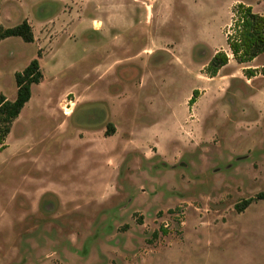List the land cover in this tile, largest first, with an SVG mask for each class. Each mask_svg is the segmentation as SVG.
Masks as SVG:
<instances>
[{
	"label": "rangeland",
	"instance_id": "obj_1",
	"mask_svg": "<svg viewBox=\"0 0 264 264\" xmlns=\"http://www.w3.org/2000/svg\"><path fill=\"white\" fill-rule=\"evenodd\" d=\"M239 3L264 13L0 0V29L28 19L37 37L0 41V94L16 97L47 40L44 79L0 144V264H264V200L236 207L264 191V55L206 72Z\"/></svg>",
	"mask_w": 264,
	"mask_h": 264
},
{
	"label": "trees",
	"instance_id": "obj_2",
	"mask_svg": "<svg viewBox=\"0 0 264 264\" xmlns=\"http://www.w3.org/2000/svg\"><path fill=\"white\" fill-rule=\"evenodd\" d=\"M232 23L227 29V43L229 50H219L209 61L206 72L209 76H216L222 68L227 66L233 58L238 63H249L264 55V13L254 10L252 5L239 3L235 6ZM19 36L26 42L35 41V33L28 20L13 26L0 29V41ZM39 51L38 57L34 58L23 70L17 71L15 79L17 83V95L9 99L5 94H0V144L4 145L12 131L14 122L18 119L26 104L33 95V86L40 84L44 79ZM258 69H246L245 75L256 76ZM264 73V67L262 69ZM199 90H195L190 99V105L196 102ZM111 135V133H107ZM264 200V191L253 197L239 202L236 207L243 212L254 202Z\"/></svg>",
	"mask_w": 264,
	"mask_h": 264
},
{
	"label": "crops",
	"instance_id": "obj_3",
	"mask_svg": "<svg viewBox=\"0 0 264 264\" xmlns=\"http://www.w3.org/2000/svg\"><path fill=\"white\" fill-rule=\"evenodd\" d=\"M150 7V6H149ZM25 20H28V19H25ZM29 21V20H28ZM22 23V22H21ZM29 23H30V21H29ZM102 22H99L98 23V20H94V25H95V27L94 28H96L95 30H97V31H99V27H97V25L99 24H101ZM31 24V23H30ZM102 32V31H101ZM105 32H107V31H105ZM105 32H102V38H104V39H107L108 37H107V34L105 33ZM37 39V37H36V35H35V40ZM35 42V41H34ZM45 42H47V40L46 41H44V43H42V44H40L39 45V51L42 53V52H45V50H43L42 48H44L45 46H46V43ZM77 42V41H76ZM41 49L43 50V51H41ZM39 53V52H38ZM40 58H42V56L40 57ZM39 58V59H40ZM111 58H112V55H111ZM110 64H112V60L110 61V62H107L106 64H104V65H99V66H96V69H98L99 71H105V70H107V69H109L110 67ZM112 66V65H111ZM29 103V102H28ZM27 103V104H28ZM26 104V105H27ZM26 107V106H25Z\"/></svg>",
	"mask_w": 264,
	"mask_h": 264
},
{
	"label": "flooded vegetation",
	"instance_id": "obj_4",
	"mask_svg": "<svg viewBox=\"0 0 264 264\" xmlns=\"http://www.w3.org/2000/svg\"><path fill=\"white\" fill-rule=\"evenodd\" d=\"M68 113V112H67Z\"/></svg>",
	"mask_w": 264,
	"mask_h": 264
}]
</instances>
